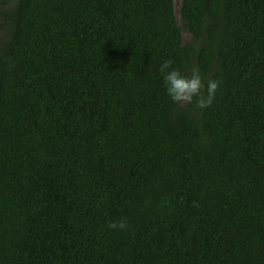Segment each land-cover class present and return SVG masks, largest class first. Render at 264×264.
Here are the masks:
<instances>
[{
  "label": "trees",
  "instance_id": "obj_1",
  "mask_svg": "<svg viewBox=\"0 0 264 264\" xmlns=\"http://www.w3.org/2000/svg\"><path fill=\"white\" fill-rule=\"evenodd\" d=\"M179 13L0 0V264H264V0ZM164 60L212 103H173Z\"/></svg>",
  "mask_w": 264,
  "mask_h": 264
},
{
  "label": "clouds",
  "instance_id": "obj_2",
  "mask_svg": "<svg viewBox=\"0 0 264 264\" xmlns=\"http://www.w3.org/2000/svg\"><path fill=\"white\" fill-rule=\"evenodd\" d=\"M171 60H164L159 66V72L162 75L163 86L166 95L173 103H191L193 97L196 99V106L205 108L210 105L215 97L219 87V81L202 79L198 70H193L191 76L182 74V72L172 66ZM202 89L206 90L202 91ZM127 226L126 219L121 218L119 221L108 223V227L112 229H125Z\"/></svg>",
  "mask_w": 264,
  "mask_h": 264
},
{
  "label": "water",
  "instance_id": "obj_3",
  "mask_svg": "<svg viewBox=\"0 0 264 264\" xmlns=\"http://www.w3.org/2000/svg\"><path fill=\"white\" fill-rule=\"evenodd\" d=\"M179 6H180V0L178 1V4H176L175 3V0H174L175 15H176V19H177L178 25H180L179 24L180 23ZM183 35L189 37V34L188 33H185Z\"/></svg>",
  "mask_w": 264,
  "mask_h": 264
},
{
  "label": "rangeland",
  "instance_id": "obj_4",
  "mask_svg": "<svg viewBox=\"0 0 264 264\" xmlns=\"http://www.w3.org/2000/svg\"><path fill=\"white\" fill-rule=\"evenodd\" d=\"M179 0H175V3L178 4ZM186 39H189V37H185Z\"/></svg>",
  "mask_w": 264,
  "mask_h": 264
}]
</instances>
